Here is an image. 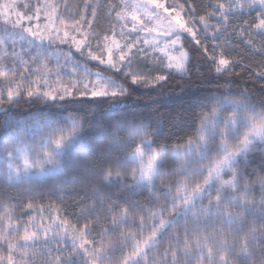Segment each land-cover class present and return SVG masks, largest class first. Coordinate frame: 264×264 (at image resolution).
I'll return each mask as SVG.
<instances>
[{
	"label": "snow or ice",
	"instance_id": "snow-or-ice-1",
	"mask_svg": "<svg viewBox=\"0 0 264 264\" xmlns=\"http://www.w3.org/2000/svg\"><path fill=\"white\" fill-rule=\"evenodd\" d=\"M164 86L172 143L137 106ZM0 264H264V0H0Z\"/></svg>",
	"mask_w": 264,
	"mask_h": 264
},
{
	"label": "trees",
	"instance_id": "trees-1",
	"mask_svg": "<svg viewBox=\"0 0 264 264\" xmlns=\"http://www.w3.org/2000/svg\"><path fill=\"white\" fill-rule=\"evenodd\" d=\"M197 3L206 5L208 3V0H197ZM101 23L107 26V22L104 21L103 18L101 19ZM233 43H236V41L234 40ZM259 59H260L259 57H256L257 61H259ZM245 63H249V61H245ZM89 66L93 68L94 71L95 70L105 71L103 67L97 68L96 64L94 63L90 64ZM197 69L200 75H196ZM190 70L192 72L193 80L197 82L196 87L193 89V91L199 89L201 94H203L204 89L213 90L217 87V84L223 85L224 83H226V78H222V77L218 78L215 73L210 71V66L208 65L207 61L200 62L199 60H197L195 54H193ZM235 71L241 72V69L237 67ZM176 79H178V77ZM201 81H203V83H201ZM174 82L175 81H171V83ZM232 83H233V87L236 89H240L244 87H249V88L252 87V80H250L247 73H242L241 76L234 79ZM255 83L258 86L261 82L255 81ZM137 95L141 96L139 105H137L138 107L149 105L152 108H157L159 110V113L161 114L160 124H159L161 130L159 136L160 142L172 143L176 140V137L178 135H183L184 132L190 131L189 129L184 127L183 123L176 124L173 121V116H175L181 104H186L188 100L187 95L181 96L179 94L178 89L169 88L167 86L148 92L141 90L140 92L137 93ZM153 99L156 101L155 104H152ZM43 107L44 106L40 101H35L34 103L31 104L22 102L18 106V109L21 112H28V111H36L38 108H43ZM78 107L80 106H73V108L70 110L75 111V109ZM188 114L191 115L190 112ZM91 135L93 136L96 135L95 128L91 132ZM63 187L67 188L70 186L65 185ZM37 192L41 195V198L37 201L39 203L47 204L49 202H55L56 204H59L61 199H63L64 203L68 205L67 212L70 214V218L74 217L76 213L79 211L78 207L72 206V201L73 199H75V196L67 191L61 192L55 190L51 181L44 182L43 186L37 187ZM147 196L148 193L145 191L141 195L133 197V199L145 200ZM26 202L27 201L25 200V203ZM161 203H163V201H161ZM169 208H171V205H169ZM16 211L20 212L21 208H17ZM30 215H32V212H27L24 218L27 219L28 216ZM81 223H84V221H81ZM117 255H119V253H117Z\"/></svg>",
	"mask_w": 264,
	"mask_h": 264
},
{
	"label": "rangeland",
	"instance_id": "rangeland-1",
	"mask_svg": "<svg viewBox=\"0 0 264 264\" xmlns=\"http://www.w3.org/2000/svg\"><path fill=\"white\" fill-rule=\"evenodd\" d=\"M77 58H79V57H77ZM95 64V63H94Z\"/></svg>",
	"mask_w": 264,
	"mask_h": 264
}]
</instances>
